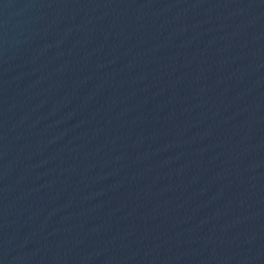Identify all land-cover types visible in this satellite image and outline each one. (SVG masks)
<instances>
[{
  "label": "water",
  "instance_id": "95a60500",
  "mask_svg": "<svg viewBox=\"0 0 264 264\" xmlns=\"http://www.w3.org/2000/svg\"><path fill=\"white\" fill-rule=\"evenodd\" d=\"M0 264H264V0H0Z\"/></svg>",
  "mask_w": 264,
  "mask_h": 264
}]
</instances>
